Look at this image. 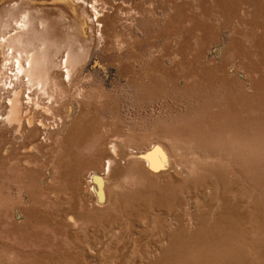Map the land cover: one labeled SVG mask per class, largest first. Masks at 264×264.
Returning a JSON list of instances; mask_svg holds the SVG:
<instances>
[{"label":"bare ground","instance_id":"6f19581e","mask_svg":"<svg viewBox=\"0 0 264 264\" xmlns=\"http://www.w3.org/2000/svg\"><path fill=\"white\" fill-rule=\"evenodd\" d=\"M171 1L172 9L181 16V23L177 26L183 27L188 20L193 22L183 38L179 54L183 56L187 53L194 57L201 55L204 48H207L206 45L213 33L212 27L204 26L200 22L201 18L210 14L236 16L239 10L243 9H239V3H252V10H248L251 18L243 20V22L247 21L243 24L255 49L250 51L238 39L233 40L231 49L236 54L245 55L244 57L249 61L252 60V54L264 61V0H236L232 5L227 4L231 0H194L199 3L198 11H195L193 3H188V0L179 3L175 0ZM37 2L45 8L47 14L71 19L76 26L74 36L81 35L82 38L88 33L91 25L96 27V34L102 38L105 37L103 35H114L117 48L111 47L108 43L105 49L109 55L122 57L116 65L118 74L126 78V87L142 94V99L151 95L150 92L154 93L158 85H165L168 82L174 84L181 79L180 76L190 79L194 76L191 73L193 70H190L191 59L186 61L182 59L171 69L165 67L164 59L175 56L172 48H168L161 57L153 62L149 61L141 68L137 63V53L135 51L127 53L130 45L127 40L120 39L123 30H120L123 18L120 17L138 10L143 12L144 5L138 6L140 4L133 3L132 7L130 2L119 3L117 0H93L92 4H86L83 0ZM14 12L11 8L8 17L0 14V45L4 46L3 57L0 50V171L3 172L8 166L21 168L18 176L24 177V181L20 182L23 178L18 181L19 185L23 182L26 184L23 190L20 187L24 194L22 200L25 205L18 209L11 207L12 211H8L7 208L10 207L2 208L0 235L6 234V240L10 242L19 235L23 246L27 247L31 240L41 242L45 240L46 243H51L53 237L43 233V230L48 228L56 236L62 235L72 239L79 231L85 230L87 234L82 232L89 238L85 239L86 243L83 240L84 247L79 250L83 255L81 256L83 263L87 262L85 264H91L88 257H93L96 252L104 249L100 244L105 243L107 236L111 238L108 237L107 241L113 239L117 242L116 245L122 244V250H125L122 256H117L118 261L114 262L115 264H131L130 262L132 264H264V242L251 240L247 243L246 240V236L253 232V214L264 217V210L259 203L256 208L251 207L252 205L244 208L240 191L252 189L243 188L242 185L239 187V183L237 186L236 182L237 187L232 185L234 182L232 183L231 180L236 179L239 182V172L232 169L234 167L232 164V168L224 166L223 160L226 156L222 143L224 137L220 132L223 111L217 112V117H214L215 125H213L218 126L220 130L216 131L215 127V131L211 132L213 135L205 134L206 121H202V124L189 129L188 132L183 128L181 131V129L163 127L162 132L159 129V134L154 133L155 135L149 136L147 132H133L134 130L131 131L130 128L125 133L121 118L107 121L108 124L99 123L94 115L97 114V103L100 102L98 99L103 98L105 102L101 104L105 106L107 95H102L104 92L96 94L93 88L84 93L73 88L75 72L79 74L83 70L81 66L76 69V66L86 63L89 52L76 53L75 46L79 40L69 36L70 42L67 43L68 47L64 50L63 59L58 64L61 51L50 48L46 38L51 19L40 17L38 25L34 26L36 23L28 19L26 14L25 17L22 14L23 20L18 21L16 15L13 16ZM15 22L17 25L20 24L19 31L12 32L11 27ZM21 22L24 24L22 25ZM174 24L176 25L175 22ZM199 31L202 34H199ZM126 54L130 55L129 59L124 57ZM99 65L105 68L103 64ZM213 77L216 80V75L213 74ZM197 78H193L191 82L187 81V85L197 86L199 84ZM56 91H58L57 95L63 92L68 97L75 96L81 104L80 115L72 121L71 128L62 141L58 136L66 121L61 113L56 112L59 108V101L54 97L57 98ZM98 95L101 96L98 98ZM64 99L65 97L62 101ZM66 109L70 115L74 111L73 107ZM106 132L108 135L105 134ZM98 135L103 138L101 146L96 148L88 159L78 157L75 153L76 147L80 148L90 140L92 142L99 137ZM226 150L229 151L227 148ZM247 152L244 153L247 159L254 154L252 151L253 154L249 156ZM54 153H60V160L54 159L52 156ZM233 153L234 151L230 152V155ZM49 154L51 157H48ZM246 172L249 173V170ZM229 175L231 179L227 180ZM5 180L6 176H0V186L5 185ZM29 189L32 193V190L38 189L39 198L37 194L36 200L33 196V200L28 198L32 195L28 194ZM58 193H65L67 196L59 197ZM246 196L250 200L256 198L254 195ZM249 199L247 200L250 201ZM256 202L261 200L256 199ZM45 205L52 209L48 210ZM119 214H123L122 220L127 219L125 223L117 221ZM262 219L261 221L264 220ZM100 228L104 233L102 237L96 240V235L90 236V231L96 233ZM79 237L77 240L80 239ZM0 240L9 245L3 236ZM244 240L246 242H243ZM106 243L107 249L110 242ZM131 248L134 251L133 255L137 254L138 257H133L129 262L126 253L127 250H132ZM21 249L27 259L26 248ZM68 251L58 257L55 254L51 255L52 251L46 252V255L40 253L43 256L34 259L33 264H61L62 260L76 264L77 257ZM108 252H115L117 255L116 251ZM7 255H0V264H17L15 257ZM133 255L130 254L129 259Z\"/></svg>","mask_w":264,"mask_h":264},{"label":"rangeland","instance_id":"374dc122","mask_svg":"<svg viewBox=\"0 0 264 264\" xmlns=\"http://www.w3.org/2000/svg\"><path fill=\"white\" fill-rule=\"evenodd\" d=\"M37 1L36 0H27V1L26 0H9V1L0 0V14L2 16L8 17L10 14L11 8H12V10L15 11L13 16L16 15V18H18V21L23 20L22 14L24 15V17L27 15L26 17L28 19H32L36 23L34 24V26L38 25L37 23H39L38 21L41 18L46 17V18L51 19L50 22L48 21L50 24H49V32L47 33L46 38L49 41L48 46L50 48L52 49L57 48L61 51V55L59 56V62L57 61L58 64L63 59L62 56L65 53L64 50H66L65 48L68 47L67 43L70 42L69 36H71L74 39L75 37L76 39L78 38L79 42L76 45L77 47L75 46L76 53L89 52V57L86 60V63L76 66V69H78V67L81 66V69L83 70L79 74L75 72L76 74H74L75 82L73 83V88L75 91H81L82 93H84L85 91H90L93 88L92 90L97 92L96 94H101L102 92H104L102 93V95L103 94L107 95L106 97L108 98V100L106 101L107 104L105 106L101 104L102 102H105L103 98L102 99L99 98L101 95H98L99 99L97 98L98 101L100 102L97 103L99 106L97 105V109H96L97 114H94V115H95L96 120L99 123L108 124L109 121L113 119L115 120V118L116 119L121 118L123 122L122 124L125 127L124 129L125 133L130 128L131 131L134 130L133 132H138V131H139L138 133L147 132L146 134L149 136V135L159 134L160 133L159 129H161L160 131L162 132L163 127H172V129L174 128L177 130L181 129V131L183 128L184 131L186 130L188 132L189 129L195 128L198 125L202 124L201 123L202 121L203 122L206 121L205 126H204L205 128L204 132L206 135L207 134L213 135V133L211 132L215 131L216 128H217L216 131L220 130L218 126H214L215 125L214 117H217V112L219 111L221 112L222 110L223 111L222 113L223 122H221L220 132H222V135L224 137L222 138V143H224L223 149L226 155L224 156L223 163H224V166L226 167L231 166L232 168V165H233L234 167L232 169H236V171L239 172L238 174L239 182L236 181L235 179V180H231L232 183L234 182L233 184L232 183L231 184L234 186L236 184L237 186L240 185L239 187H241L242 185L243 188L247 187L249 189H252L249 191H240L241 193L240 199L244 201L243 202L244 203L243 205H245L244 208H247L248 206L250 207L251 205H252L251 207L256 208L259 204H262L261 208L264 210V201H263L264 199V195H263L264 194V65H263L264 61H261L262 59H260L257 55H253V54H252V60L249 61L246 57H244L245 55H242V54L239 55V53L236 54L231 49L232 48L231 44L233 40L235 39H238L239 41H241L247 49H250V51H253V49H255L254 44H252V42L249 40L250 39L249 36H247L248 30L246 29L245 24H243L247 22V21L243 22V20L245 21L251 18V16H249V13H250L249 11L252 10L251 8L252 3L242 2L243 5L242 3H239L238 5L239 9L240 8H243V9L239 10L236 16L224 17L218 14H210V16L207 15L205 18H201L200 22H202L204 26L212 27L213 33H212L211 39L206 45L207 48H204L205 50L201 53V55L194 57L193 55H190L187 53L183 56L179 54L180 53L179 50L183 44V38L187 35L189 31V27L192 25L193 22L191 20H188L186 22L187 25L184 24L183 27L177 26L178 23H181L180 22L181 16L180 14L175 13L174 10L172 9V4H173L172 1L170 2V0L169 1L168 0H136V1L135 0H117L119 3L126 1L128 4L130 2L132 3L131 4L132 7L134 6L135 3L140 4V5L137 4L138 6L144 5L145 12L144 11L142 12V10L141 11L138 10V11H135V13L133 14H126L120 17V19L123 17L122 22H121L123 25L121 24V29H120V30L123 29L122 30L123 32L121 31L122 34H121L120 39H124L129 42L130 49H129V52H127L128 54L132 53V51H135L137 53V56H138L137 63H139L138 65L140 68L143 67L144 64L147 65L149 61L153 62L159 57H161L164 53H166L165 51H167L168 48L169 49L172 48L175 51V56L171 58L167 57L164 59L165 67L167 68L169 67V69L174 68L182 59L185 61L190 60V59L192 60L190 70L191 71L193 70L191 73L194 76L191 79L185 78L184 76H180L181 79H178L174 84H171L168 82L165 85H158L157 90H155L154 93L150 92L151 95H148L147 98L142 99L141 98L143 97L142 94L140 92L137 93V91L134 89L128 88V86L126 87L125 86V83H127L126 78L125 77L122 78L120 74H118L116 65L119 63V60L122 57L120 58V55L114 56V54L109 55L108 51H106L105 49L107 48L106 46L108 43L111 44V47L117 48V46L115 45L116 42H115L114 35H103L105 36L104 37L105 39H104L96 34V27L94 25H91L88 30V33H86L87 35L85 34L84 36H82V38H81V35H79L78 37L74 36L76 35L75 33L76 30H74L76 26L73 25L74 22H72L71 19L62 18L61 15L55 16V14L54 15L50 13L47 14L45 8L40 6L39 5L40 3ZM55 1L57 2L58 0H55ZM83 1L86 4H92L93 0H83ZM175 1L176 2L178 1L177 3H179V1L183 2V0H175ZM188 1H189L188 3L190 4L193 3L192 4L193 8H195V11H198L199 3L195 2L194 0H188ZM235 2L236 0H231L227 2V4L232 5V4H235ZM101 14H103V12ZM239 16H242V17L240 18ZM174 22L176 23V25L174 24ZM21 24L23 25L24 23L21 22ZM18 26H20V24L17 25V22H15L11 27L13 30L12 32H15V30L19 31ZM90 29L92 32L90 31ZM243 32L244 34L245 33L246 34L244 35ZM199 34H202V32L199 31ZM3 47H4L3 44H1L0 45L1 57H3V50H2ZM229 51L230 53H228ZM128 54L124 56L126 59H129L130 55ZM99 64H103L105 68H102L101 65ZM256 64H258L259 66ZM215 68L216 70L214 71ZM206 70H207V73H206ZM223 70H226V71H223ZM213 74L216 75V80L214 79L215 77H213ZM209 76L210 77L212 76L211 77L212 79ZM193 78H197L198 80L196 79L195 80L198 81L199 84L197 86L195 85L188 86L187 81L191 82L194 80ZM210 79L212 82L210 81ZM95 89H97V91ZM98 89L100 91H98ZM56 92H54V95L55 93L56 95L58 94V91ZM63 94L65 95V93L63 92L60 93L59 94L60 96L57 95V98L56 96H54L55 99L59 101V104H58L59 108L56 109V112H58L59 114L61 113L60 115H62V117L64 116L63 118L66 121L65 126H63L58 136L61 141L64 139V137L67 136L66 134H68L71 128L72 121L78 118V116L81 113L80 112V109H81L80 100L75 98V96L68 97L66 95L63 96ZM109 94L111 97L109 96ZM62 96L63 98L65 97L63 101H62L63 98H60ZM69 107H73L74 109L71 115L68 114L67 109H66ZM229 111L231 112V114ZM100 118L102 121L100 120ZM240 118L241 119L243 118V119L241 120ZM249 118L251 120H249ZM209 121H211V123H209ZM237 121H238L237 123L238 125L236 124ZM207 124H208V127H207ZM105 134L108 135L107 132ZM102 141H103V138H101L100 136L96 137L95 139L92 140V142L90 140L89 142H86L85 144H83L82 145L83 147L82 146L80 148L76 147L75 153L77 154L78 157H81V158L87 157L88 159L89 156H91V154H93V152L96 150V148H99L101 146ZM225 147L229 149L230 152L234 151V153L230 155V152L226 150ZM244 151L245 152L249 151L247 152L248 155L250 154L249 156L253 154L252 153L253 151L254 156L252 155L251 158L247 159V157H245ZM236 153L238 154V157ZM227 154H229V156ZM52 156L54 157L55 160H57L56 158H58L59 160L61 158L60 153L58 154L54 153L52 154ZM48 157H51L50 154L48 155ZM227 157H231V158H227ZM231 159L234 161H232ZM236 159L238 161V164H237ZM247 170H249V173L246 172ZM20 171H21V168L19 166L17 167L8 166L6 170H4L3 172L0 171V176L2 175L6 176V180H5L6 183L4 182L6 186L5 185L0 186V191H2V193L0 192V199L2 198L0 201V212L2 211V208H5V206L6 208L15 207V209H18L19 207L21 208L22 206L25 205V202L22 200L24 198V194L22 190L24 189V187L26 188V184L23 182L22 184L19 185L20 182L24 181V177L18 176L20 174L19 173ZM245 174L247 175V179H246ZM230 177H231L230 175L227 176L228 178L227 180L231 179ZM19 179H21L20 182L18 181ZM20 187H22L21 188L22 190L20 189ZM32 188L34 187H31V189ZM222 188L224 189V187ZM29 191H28V194L29 195L32 194V195L31 197L29 196L28 198H31V200L33 199L36 200L37 197L39 198V194L37 193L38 189L37 191L36 189L32 190L33 193L31 192L30 189ZM36 194L38 195L37 197L35 196ZM246 195H249V196L254 195L256 198L250 200L249 198H247ZM32 196H33V199H32ZM58 196L64 197V196H67V194L58 193ZM247 199H249L250 201H248ZM256 199L261 200V202H256ZM245 200H247V202H245ZM251 201L253 203H251ZM2 203L3 205H1ZM45 207L48 210L52 209L51 207L48 208L47 205H45ZM10 208H7L8 211H12V208L11 209ZM119 216H120L119 220L116 219L118 222L125 223L127 221L126 218H125L126 221H124V219L122 220V218H124L123 214H119ZM261 218L264 219L263 216L261 217L256 214L255 215L253 214V218H252V225H253L252 231L253 232H250L248 236H246L247 243L249 241L251 242V240L252 242H256V240L257 241L261 240L260 242H264L263 240L264 231H262V229L264 230V227L262 228V226H264V220L262 219L263 221H261ZM100 230L101 228L96 230V233H93L92 231H90L91 233L90 236L96 235L95 238L97 240V238L102 237L104 235L103 231H100ZM82 231H84L85 234L88 233L85 230L79 231V233H77L78 235L76 236L77 237L80 236L79 237L80 239L77 240L76 236H73V239L67 238L62 235L56 236V234L53 233L51 229L48 228L47 230H43V233L47 235L48 237L49 236L53 237V241L51 243H46L45 240L44 241L42 240V242L37 241V240L36 241L31 240L32 242L29 241V243L27 244V247L25 245L23 246V243L21 242L22 240L19 238L20 237L19 235H17V237L15 236V238L12 239L11 241L13 244L12 245L9 240H6V237H7L6 234H3V235L1 234L0 237L3 236V238L6 241H8V244L9 245L11 244L12 248L11 246L6 245L5 242L0 240V244H1L0 245V255L9 254L12 257H15L14 259L17 264H24L26 262L33 264V262L35 261L34 259L37 260L40 256L46 255L48 252L52 251L51 255L55 254V256L58 257L60 254L62 253L64 254L65 251L69 250L68 251L69 253H74L75 257H77L76 264H85L87 262L85 261L83 263L82 261L83 258H81V256L83 255L80 254L79 250H81V247H84V244L86 243V240L89 237H87V235L84 236V232ZM0 232H1V229H0ZM97 232L100 233V235ZM108 237L109 236H107L105 243L103 242L102 245L100 244V247L102 248L104 246V249L102 248V250H99L100 252H96L95 254L96 256L94 255L93 257H88L91 260V264L93 263L94 264H113L114 262L118 261L117 256H122V254L125 252L124 249L122 250V247H121L122 244L116 245L117 242L113 239H112L113 241L112 240L111 241L115 243H112L111 241H107ZM83 240L85 241V243ZM246 240H244L243 242H246ZM59 242L61 245L59 244ZM106 242L112 243V244L109 243V246H107L108 251L109 250L110 252L116 251L117 255H115V252L109 253L107 251L106 246H105V244L107 245ZM75 243H79L80 245L79 244L77 245ZM57 244H59V247ZM73 245L79 248L77 249V247L75 248ZM13 246H15L16 248H14ZM115 246H118V248ZM23 247L26 248V252L28 256L27 259L24 257V252L21 249ZM43 247H46V248L44 249ZM117 250L119 251L118 253H117ZM133 252H134L133 249L127 250L126 255L128 254L127 256H128L129 262L133 260V257L135 256L138 257L137 254L133 255ZM40 253H42L43 255ZM130 254L133 256H131L132 258L130 257L129 259ZM35 256H37V258H35ZM80 260H81V263H80ZM62 261H63L62 263L60 262L61 264H70L69 262L65 260H62ZM130 263L132 264V262Z\"/></svg>","mask_w":264,"mask_h":264}]
</instances>
